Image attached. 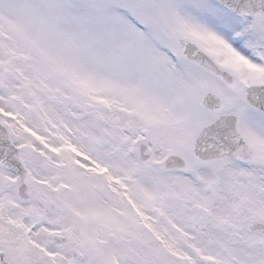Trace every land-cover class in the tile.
Here are the masks:
<instances>
[{
    "label": "snow or ice",
    "instance_id": "obj_1",
    "mask_svg": "<svg viewBox=\"0 0 264 264\" xmlns=\"http://www.w3.org/2000/svg\"><path fill=\"white\" fill-rule=\"evenodd\" d=\"M0 264H264V0H0Z\"/></svg>",
    "mask_w": 264,
    "mask_h": 264
}]
</instances>
